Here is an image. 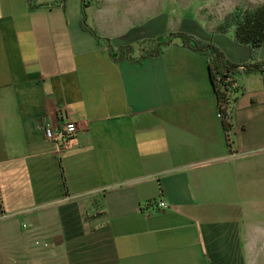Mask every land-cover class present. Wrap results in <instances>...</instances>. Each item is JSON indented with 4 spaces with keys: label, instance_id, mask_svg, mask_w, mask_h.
Returning a JSON list of instances; mask_svg holds the SVG:
<instances>
[{
    "label": "crops",
    "instance_id": "1",
    "mask_svg": "<svg viewBox=\"0 0 264 264\" xmlns=\"http://www.w3.org/2000/svg\"><path fill=\"white\" fill-rule=\"evenodd\" d=\"M82 10V0H0V226L10 241L0 264L40 263L19 249L25 234L52 243L41 264H264V74L236 78L230 148L206 56L175 38L142 64L116 62L83 29ZM200 10L170 17L161 3L94 0L86 19L135 59L183 33L252 63ZM67 122L78 132L60 149L45 128ZM160 199L167 210L145 213Z\"/></svg>",
    "mask_w": 264,
    "mask_h": 264
},
{
    "label": "trees",
    "instance_id": "2",
    "mask_svg": "<svg viewBox=\"0 0 264 264\" xmlns=\"http://www.w3.org/2000/svg\"><path fill=\"white\" fill-rule=\"evenodd\" d=\"M93 1L82 0V27L99 42H104L108 46L109 55L116 62L130 61L142 64L148 59L160 56L167 47L172 45L175 38L181 39L185 47L206 56L208 58L210 82L218 102L224 130L227 133L233 129V124L227 120L226 108L235 107L241 94L240 87H234L237 76L257 72L264 74V61H257L259 53L264 48V4L251 8H246L243 5L237 6L222 19L215 29L220 34H233L234 40L239 46H245L251 50L252 63L234 64L227 59L224 51L213 43L204 42L193 35L183 33H171L158 38L149 49L143 51L140 58L135 59V49L133 47L125 46L116 49L108 39L102 38L87 24V10L91 7ZM57 6L56 2H52L38 8H55ZM228 145L231 148L232 145L229 140ZM64 181L66 184V179Z\"/></svg>",
    "mask_w": 264,
    "mask_h": 264
},
{
    "label": "rangeland",
    "instance_id": "3",
    "mask_svg": "<svg viewBox=\"0 0 264 264\" xmlns=\"http://www.w3.org/2000/svg\"><path fill=\"white\" fill-rule=\"evenodd\" d=\"M95 1L97 7H102L107 6V3L112 2L113 0ZM120 2L124 3L125 7L128 6L131 9H135L137 7L150 8L151 5L154 6L155 3H157V5L161 3L163 8V15H170V17H174V14L180 16L184 13H189V17H191L192 14L198 16L199 10L201 9L202 11L200 10V14L202 13V17H204L205 19H212V17H214L213 19L219 22H221L222 19L233 10L234 7V1L229 0H120ZM252 2L256 3L259 1ZM219 3H222L220 9L217 8V5ZM148 13L151 14V12L149 11ZM195 18L199 19V16ZM4 226L5 225L0 226V247H9L10 241L5 239L4 235L2 234V232H6ZM9 227V225L6 226V228ZM35 239L36 236H34L33 234L30 236L25 234L22 237L19 236L17 241L19 243V249L23 251H25L24 249H27L29 253L33 252V255L37 257L38 261L40 262L38 264H41L43 262V249L35 246Z\"/></svg>",
    "mask_w": 264,
    "mask_h": 264
},
{
    "label": "built area",
    "instance_id": "4",
    "mask_svg": "<svg viewBox=\"0 0 264 264\" xmlns=\"http://www.w3.org/2000/svg\"><path fill=\"white\" fill-rule=\"evenodd\" d=\"M234 87L238 88V82L235 81ZM234 106L233 107H227L226 108V113H227V120L229 123H232V116H233V111H234ZM220 117L222 118L221 114ZM78 132V126L75 122H67L63 127L61 128H55L53 125L48 124L46 125L45 128V134L46 137L49 141H52L56 143L60 149H63V147L70 141L72 140ZM233 136H234V126L231 131L227 132V138L230 142L231 145H233ZM150 209L144 210L145 213L147 214H152L154 211H165L169 208V205L166 201L163 199L158 200L156 203L152 204V206L149 207ZM27 226L24 225V228ZM34 244L36 247L41 248L43 250H49L52 247V243L44 238H36L34 240Z\"/></svg>",
    "mask_w": 264,
    "mask_h": 264
}]
</instances>
